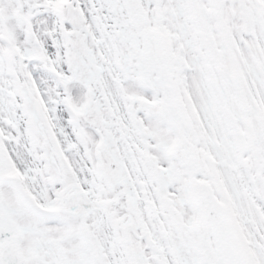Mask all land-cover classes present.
<instances>
[{"label": "snow or ice", "instance_id": "snow-or-ice-1", "mask_svg": "<svg viewBox=\"0 0 264 264\" xmlns=\"http://www.w3.org/2000/svg\"><path fill=\"white\" fill-rule=\"evenodd\" d=\"M0 264H264V0H0Z\"/></svg>", "mask_w": 264, "mask_h": 264}]
</instances>
